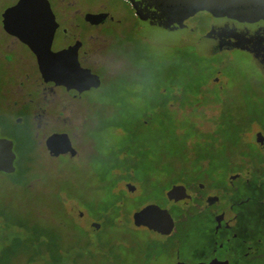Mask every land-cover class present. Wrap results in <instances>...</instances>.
I'll use <instances>...</instances> for the list:
<instances>
[{
	"label": "rangeland",
	"instance_id": "rangeland-1",
	"mask_svg": "<svg viewBox=\"0 0 264 264\" xmlns=\"http://www.w3.org/2000/svg\"><path fill=\"white\" fill-rule=\"evenodd\" d=\"M12 1L0 0V12ZM207 22L205 13L194 14L188 21L198 26L199 33ZM141 26L156 28L159 34L156 38L131 35L130 47L122 56L129 63L125 76L107 80L112 76L108 74L100 90L86 92L74 112L66 109L62 114L61 121H67L64 130L79 151L76 157H53L45 140L40 145L33 128L15 131H23L25 136L16 148L18 168L12 173L0 172V264H164L162 259L166 261L173 251L159 248L150 230L135 225L133 212L149 202L168 205L177 212L178 206L166 195L174 185L170 186L169 177L179 168L170 157L183 150L181 137L191 130V123L209 130L222 115L226 125L236 128L248 143L258 145L256 134L264 133V72L252 56L239 50L202 53L199 45L165 38L164 26L147 22ZM216 76L222 84L213 83ZM198 83L207 87L200 97L182 96L183 86ZM208 89L220 91L219 95ZM162 93L165 106L161 105ZM100 109L105 118L97 116ZM163 109L171 112L166 121L169 126L159 122ZM111 115L122 116L127 127L104 124L102 120ZM150 119L159 121L145 126ZM87 120L96 123L84 136ZM195 138L192 133L191 139ZM145 147L167 156L157 164L156 175L147 176L144 169L137 173L134 168ZM28 167L26 175L23 171ZM235 174L240 173L226 175L225 185L233 184L230 178ZM240 177L249 186L237 194L245 200V212L236 229L241 234L264 236V184L255 183L256 179L264 181V173L249 171ZM209 178L204 180L209 182ZM238 179L234 181L241 184L243 180ZM128 182L137 186L134 192L128 190ZM70 184L76 196L69 193ZM194 192L219 194L210 184ZM118 198L121 205L102 208L103 202L115 203ZM234 206L238 210L239 204ZM205 214L198 222H190L184 232L189 246L183 254L191 259L207 255L211 245L215 223L209 211ZM93 222L100 224L97 231L91 227ZM39 235L44 243L29 241ZM157 254L162 259L153 258Z\"/></svg>",
	"mask_w": 264,
	"mask_h": 264
},
{
	"label": "flooded vegetation",
	"instance_id": "flooded-vegetation-1",
	"mask_svg": "<svg viewBox=\"0 0 264 264\" xmlns=\"http://www.w3.org/2000/svg\"><path fill=\"white\" fill-rule=\"evenodd\" d=\"M19 1H12L0 12V66L3 71L0 73H4L0 75V136L14 141L17 158L19 155L16 148L25 136L23 131L15 133L17 129L33 128L40 138V145L45 140L46 146L49 135L66 132L64 128L67 121H61L65 110L74 112L83 95L96 89H84L75 95L64 85L46 82L39 68L38 56L30 43L45 47V42L49 40V35L45 33L49 29V26H45L48 19L38 17L37 24L33 25L28 2L25 24H21L19 15L11 14L5 19L6 25L5 11ZM135 1L142 0H47L56 24L51 50L59 52L76 45L72 54L77 51L81 66L100 75L103 84L106 74L125 76L129 63L126 64V56H122L126 55L130 47L131 35L146 37L149 34L152 38L157 37L159 33L156 28L150 30L141 26L147 22L154 26H164L167 30L163 34L165 38L199 45L202 53L216 54L232 50L246 52L264 72V11L238 10L221 14L208 9L201 10L194 14L205 13L208 22L204 31L199 33L198 26L188 23L194 14L183 21L167 22L152 13L147 14L144 11L145 5L138 4L137 7ZM47 2L37 0L34 5L39 11H44ZM99 13L107 15H90ZM212 81L217 85L223 82L219 76L212 78ZM61 122L64 127H60ZM54 126L57 128H52ZM258 146L260 149L263 147L260 144ZM27 169L23 172L29 175V167ZM237 178L241 179L240 174ZM235 179L230 178L233 184L215 187L219 194L195 195L197 188L205 189L207 184L198 183L196 187L184 184L192 196L188 202L171 201L166 192L170 203L178 206L176 212L168 205H160L168 208L172 214L175 221L173 231L170 234H155L147 226L144 227L153 233L159 248L170 249L173 254L166 261L159 254L153 258L159 257L164 264H264V236L241 234L236 229L239 218L245 212L242 208L245 200L238 198L237 194L240 195L249 186V182L241 179V184H236ZM209 196H218L219 199L209 202ZM221 203L224 205L218 206ZM236 204H239V208L235 211ZM205 211H209L210 219L215 223L209 242L211 245L207 255L191 259L183 254V250L189 246L184 239V232L190 222H198L206 215Z\"/></svg>",
	"mask_w": 264,
	"mask_h": 264
},
{
	"label": "water",
	"instance_id": "water-1",
	"mask_svg": "<svg viewBox=\"0 0 264 264\" xmlns=\"http://www.w3.org/2000/svg\"><path fill=\"white\" fill-rule=\"evenodd\" d=\"M47 2V0H45ZM29 2V16L34 19L33 25H36V19L42 17L48 19L45 26L49 29L45 31L49 35V40L46 41L45 47L37 46L30 43L32 49L36 52L39 61L40 71L46 82L51 85H64L69 92L77 95L84 89L92 87L99 88L102 84L100 75L93 73L90 68L81 66L78 59L77 51L72 54V49L77 48L72 45L59 52L51 50L52 39L55 33L56 24L55 15L52 11L49 2L46 4L44 11H39L34 4L37 0H20L16 5L7 8L5 18L9 15L20 16L21 24H25L27 18ZM145 5L144 11L147 14L165 19L167 22L183 21L190 15L201 10H212L216 12L226 13L240 10L264 11V0H142L135 1V5ZM94 16H106L107 13L90 14ZM5 24L6 20H5ZM26 40L25 38H23ZM76 50V49H75ZM258 144L264 148V134L260 131L256 134ZM46 146L50 154L54 157L70 154L75 157L79 151L74 146L71 136L68 132H55L49 135L46 139ZM17 154L14 150V141L7 137L0 136V172L12 173L15 172L17 166L15 160ZM239 174L233 175L231 178H237ZM128 190L134 192L137 186L133 183H127ZM167 195L171 201H189L192 196L187 191L184 184H175L168 191ZM219 199L218 196H209V202H214ZM133 220L137 226H147L155 234H170L174 227L175 221L168 210L156 203H148L141 209L133 212ZM92 229L97 231L100 228L98 222H93Z\"/></svg>",
	"mask_w": 264,
	"mask_h": 264
},
{
	"label": "trees",
	"instance_id": "trees-1",
	"mask_svg": "<svg viewBox=\"0 0 264 264\" xmlns=\"http://www.w3.org/2000/svg\"><path fill=\"white\" fill-rule=\"evenodd\" d=\"M115 78L118 77L112 75L107 80ZM104 81L106 80L104 79ZM204 86L202 83L195 84L194 86L192 85V87L183 86L181 90L182 96L200 97L203 91L207 90V87ZM208 91L215 96L219 95L218 91H213L212 89H208ZM165 96L163 93L161 94V99L163 100L161 105L164 106L167 104ZM103 111L104 109L98 110L97 116L101 117L100 113H103ZM159 113L158 116L162 118L160 121L158 119H150V121L144 122L145 126L152 125L153 121H159L162 126H169L167 125L169 122L167 123L166 121L171 118V112L163 109ZM151 114L152 113H149L148 115ZM164 117L167 118L165 121L163 120ZM221 117L222 115L219 117L220 122L216 121V124H213L209 130H202L197 123H191V130H187V132L182 135L181 138L183 140H181L182 145L180 147H183V150L176 156L177 158L175 156L170 157V162L172 164L178 163L179 165V168L169 177L171 181L170 186L172 184L175 185L180 183L189 186H197L198 183H205L210 184L213 187H222L225 186L224 178L230 173L247 174L249 171L257 172V174L264 173V151H262L258 145L248 143L236 128L231 125H226V123L221 120ZM108 118L109 119L102 120V122L104 124L113 123V125L124 124L123 126L126 127L128 125L126 121H123L124 119L122 116L115 118V116L111 115V117ZM94 121L95 122L91 121L90 123L88 120L86 121L84 125V136L87 135L89 129L95 128L96 120ZM192 133L196 135L194 140L191 139ZM85 140L87 141V139ZM148 150L151 149L145 147L143 150H140L141 161H136L134 163V168L137 173L142 172L144 169L147 176H152L156 175V170H158L157 164L160 162V159L163 157L167 160V156L156 155L155 149L153 152H149ZM130 176L133 177L132 173ZM205 178H209V182L204 180ZM123 179L125 178L123 177ZM258 182H260L261 185L264 184V181L256 179L255 183ZM67 188L70 194L75 195L72 185L70 187L67 185ZM119 198L115 203L103 202L104 205H102V208L107 210L106 206L109 204L121 205L118 202L120 200ZM35 240H39L40 244L44 243V240H41L40 235L38 239L37 237L29 238V241L34 242ZM50 243L53 242L51 241Z\"/></svg>",
	"mask_w": 264,
	"mask_h": 264
}]
</instances>
